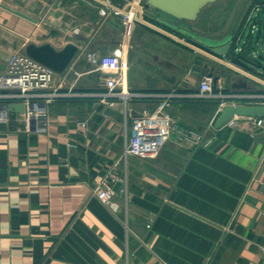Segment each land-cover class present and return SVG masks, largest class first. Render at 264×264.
Returning <instances> with one entry per match:
<instances>
[{
	"label": "crops",
	"instance_id": "1",
	"mask_svg": "<svg viewBox=\"0 0 264 264\" xmlns=\"http://www.w3.org/2000/svg\"><path fill=\"white\" fill-rule=\"evenodd\" d=\"M21 1L0 4L36 22L0 7V68L33 39L78 47L55 76L64 88L93 90L114 74L90 63L95 53L125 63L134 90H192L202 69L212 75L218 64L231 70L217 80L222 90L264 93V34L254 70L239 56L215 58L147 7L127 32L102 22L95 0ZM201 14L192 29L212 36ZM41 25L57 33L43 39ZM155 109L153 102L53 101L47 127L28 132L20 114L8 113L0 122V264H264V119L234 117L215 129L218 105L175 102L166 112L176 128L158 155L124 157L133 121ZM103 178L113 185L108 206L94 194Z\"/></svg>",
	"mask_w": 264,
	"mask_h": 264
},
{
	"label": "built area",
	"instance_id": "2",
	"mask_svg": "<svg viewBox=\"0 0 264 264\" xmlns=\"http://www.w3.org/2000/svg\"><path fill=\"white\" fill-rule=\"evenodd\" d=\"M95 1L102 18L114 16L120 19L121 27L127 31L133 21L141 22L139 14L142 13L143 7L138 0H122L120 5H115L112 0ZM263 13V8L256 5L244 15L233 36L235 42L231 49L232 55L238 56L243 51L241 36L247 32L251 41L248 56L252 60L260 58L257 43L261 34H264V20L261 21L259 18ZM92 61L96 62L94 58ZM98 65L102 69L114 71V74L102 78L96 89L82 90L73 86L64 88L55 83L56 74L53 71L31 60L23 52H13L7 58L4 70L0 71V108L11 104H22L24 112L20 116L23 118L25 131L28 132L42 131L47 127L46 106L53 101H97L108 105L120 103L123 106L131 102H153L156 104L153 113H143L142 118L133 121L129 140L123 149L124 157L153 159L167 142L170 132L175 131L176 127L171 124L172 119L166 112V109L175 102L218 101L219 109L229 104L264 105V93L222 90L218 85L219 81L214 80L212 75H204L198 86L192 90L177 88L166 91L134 90L127 85L124 75L125 63H116L104 58L98 61ZM215 82L217 88L214 87ZM7 114V111L0 109V122L8 121ZM233 119L225 125L232 126ZM160 124L163 125L162 129L157 128ZM188 138L194 145L201 143L199 136ZM94 194L102 204L110 205L114 195L111 179H101Z\"/></svg>",
	"mask_w": 264,
	"mask_h": 264
},
{
	"label": "water",
	"instance_id": "3",
	"mask_svg": "<svg viewBox=\"0 0 264 264\" xmlns=\"http://www.w3.org/2000/svg\"><path fill=\"white\" fill-rule=\"evenodd\" d=\"M225 1L228 0H145V4L153 10V14L160 23L176 30L180 33V35L195 41L209 54L215 56V58H221L226 57L229 53H231L232 46L235 42L234 38H224L221 40L223 41L221 43L206 37L201 40V37L195 33L192 28L204 9ZM0 7L27 21L36 22L34 19L21 12L15 11L1 4ZM259 18L263 21L264 13L261 14ZM106 24L119 28L121 27L120 19H117L114 16H108ZM242 37L243 36H241V38ZM250 47L251 41L250 39H247L244 43L243 51L238 54L239 58L243 59L247 63H253V60L248 56ZM77 51L78 47L73 43H67L62 48L57 49L50 43L36 44L34 42H28L23 48V53L28 58L50 69L56 75L62 74L67 69ZM130 59L131 53L128 57V61H130ZM201 65V61L195 60L193 62V69L196 70ZM262 67L264 69V64ZM0 69L4 70V67H1ZM201 74L211 75V73H207L206 66L202 69ZM214 80H216V77ZM242 84L244 85V83ZM208 103L219 105L218 101H208ZM0 109L7 111L8 113L22 114L24 112V106L22 104H11L6 107L1 106ZM234 117L264 119V105H224L219 110V113L213 123V127L218 129Z\"/></svg>",
	"mask_w": 264,
	"mask_h": 264
},
{
	"label": "rangeland",
	"instance_id": "4",
	"mask_svg": "<svg viewBox=\"0 0 264 264\" xmlns=\"http://www.w3.org/2000/svg\"><path fill=\"white\" fill-rule=\"evenodd\" d=\"M5 0H0V2H3ZM253 1L255 3H253ZM28 0H22L21 3H27ZM249 2V5L247 6ZM145 3V0H141V2L139 3L140 6L144 7V8H149ZM264 4V0H228L225 2H221V3H217L215 5H212L208 8H206L203 13L201 14V23L204 22L206 23V28L209 26H211L210 29V35L214 36V37H221L220 39H215L212 36L206 35L204 32H206V30L203 29H199L198 31L200 32V37L201 40H203L202 38H209V39H213L216 41H219L220 43L223 42L221 40H223L224 38L229 39L231 37H233L236 34V31L239 27V23L244 19V15L246 13H248L249 11H251L253 9L254 6H262ZM150 11L153 12V10L151 8H149ZM244 12L243 17L241 16L242 13ZM97 13H98V17L102 20V22L107 21V19H104L100 16L98 8H97ZM141 22H142V17H145V13H140L139 14ZM198 29V27H196ZM26 30V29H25ZM121 30H125V29H121ZM27 31V30H26ZM127 31V30H125ZM76 32V30H72L71 33L74 35V33ZM128 32V31H127ZM203 32V33H201ZM37 35L39 37H42L43 39L53 36L55 35L57 32H51L50 29H48L46 26L41 25V27L39 28V30H37ZM122 33V32H121ZM245 34H247V32H245ZM124 33L121 34V37H123ZM30 36V35H29ZM120 37V38H121ZM30 38V37H29ZM30 39L28 42H32ZM103 50H105L103 48ZM17 52V51H15ZM229 55H232V53H229ZM234 56V55H233ZM98 56L95 55V53H90L88 54V60L90 61L91 64H98ZM92 58H94L96 60V62L92 61ZM258 59H256L255 61H257ZM95 64V65H96ZM250 65L252 66V68L254 70L260 69L258 68L256 65H254V63H250ZM99 66V65H98ZM213 68L215 70H217L218 72H213V74L216 76L217 80L220 77V74L224 73L225 75L231 73V70L226 66H220L218 64H215V66L213 65ZM220 71V72H219ZM212 74V75H213ZM213 75V76H214ZM107 77V75L105 76ZM104 78V77H103ZM201 143H202V139H201Z\"/></svg>",
	"mask_w": 264,
	"mask_h": 264
}]
</instances>
